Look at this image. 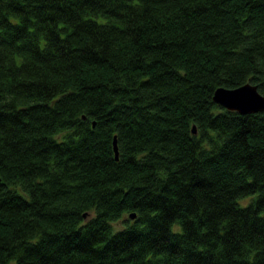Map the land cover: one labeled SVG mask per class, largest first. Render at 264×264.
Here are the masks:
<instances>
[{"label": "trees", "instance_id": "1", "mask_svg": "<svg viewBox=\"0 0 264 264\" xmlns=\"http://www.w3.org/2000/svg\"><path fill=\"white\" fill-rule=\"evenodd\" d=\"M246 83L264 0H0V264H264Z\"/></svg>", "mask_w": 264, "mask_h": 264}, {"label": "water", "instance_id": "2", "mask_svg": "<svg viewBox=\"0 0 264 264\" xmlns=\"http://www.w3.org/2000/svg\"><path fill=\"white\" fill-rule=\"evenodd\" d=\"M213 94L214 102L228 111H236L240 114L264 111V95L258 92L256 85L251 83H246L237 88L218 87ZM192 131L197 133L195 127ZM113 141L116 159H118L117 142L115 139ZM130 217L134 219L135 213H132Z\"/></svg>", "mask_w": 264, "mask_h": 264}, {"label": "bare ground", "instance_id": "3", "mask_svg": "<svg viewBox=\"0 0 264 264\" xmlns=\"http://www.w3.org/2000/svg\"><path fill=\"white\" fill-rule=\"evenodd\" d=\"M86 217V216H85Z\"/></svg>", "mask_w": 264, "mask_h": 264}]
</instances>
